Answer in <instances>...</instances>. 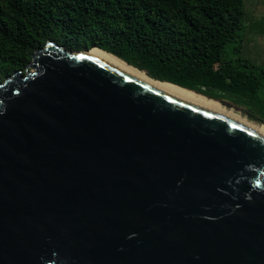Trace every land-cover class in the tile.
<instances>
[{
  "label": "water",
  "instance_id": "water-1",
  "mask_svg": "<svg viewBox=\"0 0 264 264\" xmlns=\"http://www.w3.org/2000/svg\"><path fill=\"white\" fill-rule=\"evenodd\" d=\"M91 48L0 82V264H264V135Z\"/></svg>",
  "mask_w": 264,
  "mask_h": 264
},
{
  "label": "trees",
  "instance_id": "trees-1",
  "mask_svg": "<svg viewBox=\"0 0 264 264\" xmlns=\"http://www.w3.org/2000/svg\"><path fill=\"white\" fill-rule=\"evenodd\" d=\"M261 0H0V82L49 39L99 47L149 76L264 119ZM253 107L249 110L245 106ZM256 111V112H255Z\"/></svg>",
  "mask_w": 264,
  "mask_h": 264
},
{
  "label": "bare ground",
  "instance_id": "bare-ground-1",
  "mask_svg": "<svg viewBox=\"0 0 264 264\" xmlns=\"http://www.w3.org/2000/svg\"><path fill=\"white\" fill-rule=\"evenodd\" d=\"M91 52L96 54L97 56L107 60L108 62L112 63L113 65L125 70L126 72L130 73L131 75L147 82L148 84L153 85L154 87L167 92L175 97H178L180 99H183L185 101H188L190 103H193L195 105L201 106L203 108L224 114L226 116H229L230 118H233L235 120H238L254 129H256L258 132H260L262 135H264V130L260 127L256 126L255 124L249 122L247 119L241 117L240 115L234 113L231 110H227L222 107V105L212 99H208L202 95L196 94L191 90L179 87L177 85H174L172 83L162 81L155 79L151 76H149L145 71L138 69L137 67L125 62L122 58L118 57L117 55L108 52L102 48L99 47H92ZM264 126V125H263Z\"/></svg>",
  "mask_w": 264,
  "mask_h": 264
},
{
  "label": "rangeland",
  "instance_id": "rangeland-1",
  "mask_svg": "<svg viewBox=\"0 0 264 264\" xmlns=\"http://www.w3.org/2000/svg\"><path fill=\"white\" fill-rule=\"evenodd\" d=\"M259 14H264V0H261V2H260V3L258 4V6H257L256 15L259 16ZM262 21H263V22H261V25L256 26V27L254 28V32H255V33L257 32L256 36L261 35V34L258 33V32H261V33H262V29H263V32H264V19H263ZM85 48H86V47H85ZM73 51H74V50H73ZM75 51H76V50H75ZM2 81H3V80H2ZM2 81H1V82H2ZM222 107H223V106H222ZM245 107L248 108L249 110H253V107H251V106H247V105H246ZM223 108H225V107H223ZM225 109H226V108H225ZM227 110H231V111H233L234 113L240 115L241 117L247 119L249 122L255 124L256 126H258V127H260L261 129L264 130V126H263L262 123L259 121V119H258V120H256V119H251V118L248 116V114L245 112V108H244L243 112L235 111V110H233V109H227ZM255 112H256V111H255Z\"/></svg>",
  "mask_w": 264,
  "mask_h": 264
},
{
  "label": "flooded vegetation",
  "instance_id": "flooded-vegetation-1",
  "mask_svg": "<svg viewBox=\"0 0 264 264\" xmlns=\"http://www.w3.org/2000/svg\"><path fill=\"white\" fill-rule=\"evenodd\" d=\"M245 112H246V109H245Z\"/></svg>",
  "mask_w": 264,
  "mask_h": 264
}]
</instances>
